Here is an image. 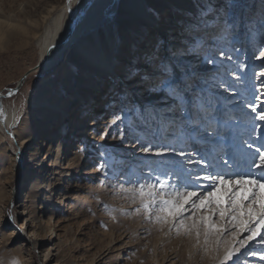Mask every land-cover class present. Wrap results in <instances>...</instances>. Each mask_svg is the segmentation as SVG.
I'll list each match as a JSON object with an SVG mask.
<instances>
[{
  "label": "rangeland",
  "instance_id": "rangeland-1",
  "mask_svg": "<svg viewBox=\"0 0 264 264\" xmlns=\"http://www.w3.org/2000/svg\"><path fill=\"white\" fill-rule=\"evenodd\" d=\"M62 3L0 0V18L28 30L0 45V95L43 60L41 15ZM219 4L217 14L190 10L191 27L175 33L176 43L162 23L155 49L142 55L149 26L136 18L137 29L123 36L122 14L108 10L51 68L31 71L16 94L0 97L1 118L18 114L0 130V264H222L219 251L229 264H264V0ZM91 37L116 47L110 75L88 69L112 87L42 146L57 122L51 111L86 105L88 74L74 58ZM122 84L129 93H117Z\"/></svg>",
  "mask_w": 264,
  "mask_h": 264
},
{
  "label": "bare ground",
  "instance_id": "bare-ground-1",
  "mask_svg": "<svg viewBox=\"0 0 264 264\" xmlns=\"http://www.w3.org/2000/svg\"><path fill=\"white\" fill-rule=\"evenodd\" d=\"M201 1L202 2L197 3V2H192L191 0H120V3H119L118 0H67V2L66 0H63V2L64 3L66 2V3L65 4L62 3L60 5L61 9H56V10H54L52 7H57V6L51 4L52 7L49 8L47 12L45 11L46 12L45 14L41 15V18H42L41 22L42 23L46 22V25H47L45 26L46 27L45 34L42 37L41 56L43 59L47 58V62L45 63L43 67L45 69L51 68L57 62L58 58L60 57V55L62 54L63 50L66 47L70 46V44L72 43H75L81 40V37H83L82 33L86 32L87 30L96 28L98 24H100L106 18V11L108 10H110V13H109L110 16H115L118 12L122 14V18L124 20L122 21L121 27L119 28V34L122 33L123 36L124 34L126 35L128 34L127 36H130L131 35L130 32L132 31L131 30L129 32L130 29H133V30L137 29V26H136L137 22H135L136 18H139L143 23H146L149 26L151 35L146 41V45L143 44L142 46H140L141 49L138 55L144 54L145 51L151 52L150 50H154L158 42L156 36H157V32L159 31L158 30L159 26H161L162 23L165 24L167 27V29L164 28L167 31V36L174 35L176 37L177 35L180 34V33L175 34L178 31H183L186 28L190 29L192 23L190 24L188 21L184 20L186 18V14L190 12V10H194V9L196 10L198 8H201V10L203 11V13H205V16H206V13L210 12L211 9H213V11L216 10L215 12L217 14V8L220 7V4H219L220 0H201ZM79 2L80 4L78 6ZM75 4L77 5V9L74 7ZM177 7H180V10H179L180 12L178 11ZM54 11L55 12L57 11V13H55ZM161 13H163V16L161 15L162 18L159 17ZM63 16L66 19L65 24L62 22V20L64 21ZM13 19L14 18H7V19L0 18V45L2 47H6L9 44L10 38L13 36V34H16V33L23 34L26 31H28L26 29L27 27H25L21 21L17 22V21H14ZM49 19H50V23H47V20ZM212 20H214V17L210 18L207 24H206V21L203 22L204 25L206 24L203 27V31L205 30L208 33L207 29H208V26L210 25L209 22ZM222 20H225V19H222ZM168 21H169V24H168ZM223 26L220 25L216 33L217 32L220 33L221 32L220 29ZM174 27H177L180 30L178 29L174 30L173 29ZM226 29H228V25L225 24V29L222 32V34L226 32ZM172 30H174L175 32H172ZM203 31H200V32H203ZM94 32L95 30L90 33V36ZM114 35H115V32L113 33V38H114L113 40L116 41L118 39L117 37L118 35L116 36ZM167 36L162 37V40H166V38L168 39ZM178 39H179V36L174 38V40L172 41L176 43ZM169 46H170V43L169 45H167V47L169 48ZM49 50H51L50 55H48ZM115 50H116V47L111 41L106 48H103L102 44L96 39H94L93 37H91L90 39L84 40L79 44L78 49L75 51L76 58H74V60L77 61L78 58H81L85 63V67L84 66L82 67V65H79V69L82 73L87 72L88 74L87 77H85L83 80V84L85 85V88L83 89V93H82L86 101L85 102L86 105L80 109H75V112L74 110H72L71 112H69V114H68L66 106L65 107L63 106V108H59V110L56 111L55 113L54 111H51L49 113V117L56 120L57 122L54 127L49 128L47 132L45 133L42 143L40 142L42 146L43 145L47 146L48 141L51 138H56L57 136L61 135V133L65 130V128H67L68 125H70L69 127L71 128L74 125H76L78 123L77 122L78 119L76 118V115L79 114V112L82 110H83V114L91 111V108L94 105V103L98 102L101 97H104L105 93L110 91V88L112 86L110 85L109 88L104 87L102 85L103 80L101 78L97 79L91 73L89 74L88 69H92V70L99 69L104 74L110 75L113 70ZM168 55H171V53H169ZM128 64L129 63H126L123 66V69L120 71L121 73H123L125 69L129 70ZM151 66L152 65H149V67ZM146 67H147V64L145 65L144 68ZM70 68L73 69V66ZM66 70H68V68ZM155 72L156 71L153 70V72L149 74L150 81L154 79ZM135 77L139 78V75L138 76L135 75L132 78H135ZM51 80L52 78L48 77L45 83H49ZM131 80L133 81V79ZM122 85H123V88L119 89L117 93L122 92L121 94L119 93L120 95L129 93L130 88L132 87L126 85L127 88H125L124 84ZM115 87L113 89H115ZM120 100L121 102L124 101L122 100V98H120ZM46 104H47V100L45 99L42 102V105H46ZM114 107H115L114 112L122 108V106L121 107L118 106L119 108L116 106ZM51 108L53 107L51 106ZM110 108L111 107H110V101H109L99 111L104 112V111L110 110ZM47 111H49V109H47ZM72 112L74 113L72 114V116H70ZM66 115H67V118H66ZM17 119H18V114L15 109H12L10 111L8 110L5 111V115L3 118H1V115H0V130L3 131V129L9 128L12 125L16 124ZM71 120H73L72 121L73 124H70ZM171 127L173 129L172 132L176 133L177 126H176L175 120H172ZM173 135L175 136V134H172V137H174ZM16 139H18L17 133H16ZM50 141H52V139ZM45 153L51 154V156L54 155L52 150L46 149ZM161 178L162 177H157L154 179L160 180ZM159 199L157 198V199H154L153 201H150V204L159 203L160 202ZM156 206L157 205H155V207ZM26 209H27V206H24V211H26ZM16 232L17 231L15 230L13 231L14 234ZM219 253H220L218 254L219 258H217L216 261H224L222 264H229L230 260L228 258L224 260L225 259L224 252L219 251ZM179 255L180 257H183V258H185L186 256L185 253H182L180 251H179L178 256ZM212 256H213V251L211 248L209 249L208 252L203 254L201 261L205 262Z\"/></svg>",
  "mask_w": 264,
  "mask_h": 264
},
{
  "label": "water",
  "instance_id": "water-1",
  "mask_svg": "<svg viewBox=\"0 0 264 264\" xmlns=\"http://www.w3.org/2000/svg\"><path fill=\"white\" fill-rule=\"evenodd\" d=\"M73 29V28H72ZM50 53H51V50H49V52H48V55H50ZM47 55V56H48ZM47 62V58H44L43 60H40L39 62H38V64L34 67V68H32L29 72H27L25 75H24V77L19 81V83L17 84V86L15 87V88H12L11 90H9L6 94H4V95H0V97H2V96H5V97H10V96H13L14 94H16L19 90H20V88H21V86H22V84H23V81H24V79L26 78V77H28V74L31 72V71H33V70H37V69H39L40 67H43L44 65H45V63Z\"/></svg>",
  "mask_w": 264,
  "mask_h": 264
}]
</instances>
